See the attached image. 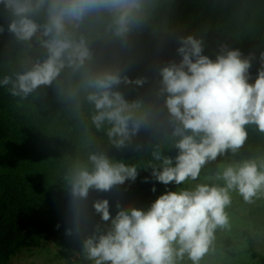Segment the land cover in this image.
<instances>
[{"label":"clouds","instance_id":"clouds-1","mask_svg":"<svg viewBox=\"0 0 264 264\" xmlns=\"http://www.w3.org/2000/svg\"><path fill=\"white\" fill-rule=\"evenodd\" d=\"M150 0H0L9 14L7 31L19 42L31 44L39 34V44L46 50L43 60L16 74L13 96L26 97L40 86H51L65 68L73 72L85 69L94 59L89 41L77 33L84 22L94 18L106 24V30L117 40H124L141 29L147 19ZM43 16V23L38 17ZM5 31L0 24V33ZM179 62L171 61L159 69V94L174 124L173 135L178 154L162 157L152 176L165 185H182L196 180L209 161L231 150L236 153L247 138V125L264 132V51L261 67L252 79L253 54L245 56L239 49L223 46L215 59L204 54V42L193 35L178 38ZM251 81V82H250ZM143 86L145 79L132 80L119 69L88 72L85 80L87 100L95 107L92 122L100 129L105 121L112 126L107 135L115 147L126 146L142 128L143 118L129 112V104L117 90L121 84ZM93 168L78 167L70 178L72 226L66 234L80 232L84 222L89 192H106L127 180L135 181V165L113 162L103 152L90 154ZM224 185L201 183L193 189L165 191L147 209L119 203L115 216L107 199H96L93 208L109 226H99L83 240L86 259L94 264H176L187 255L199 264L208 253L215 230L227 227L225 209L231 204L230 191L235 190L251 203L264 190V161L255 159L229 164L220 175ZM147 179V178H146ZM155 191V187L152 189Z\"/></svg>","mask_w":264,"mask_h":264},{"label":"trees","instance_id":"trees-1","mask_svg":"<svg viewBox=\"0 0 264 264\" xmlns=\"http://www.w3.org/2000/svg\"><path fill=\"white\" fill-rule=\"evenodd\" d=\"M0 5V82L29 69L36 59L43 60L46 50L39 44V34L31 44L19 42L7 31L9 14ZM43 23V16L37 18ZM83 35L94 53L85 69L73 72L65 68L51 86H40L26 97L13 96L12 84L0 83V264H5L25 246H40L55 234L72 226L70 178L78 167L93 164L90 154L103 152L113 162L135 165V181L127 180L110 191L90 190L82 228L104 222L95 213L93 202L107 199L115 216L119 203L125 209L141 207L172 186L157 181L152 168L160 167L154 158L178 154L174 124L159 94V69L171 61L179 62L178 38L193 35L204 42V54L215 59L223 46L253 54L252 79L261 67L264 51V0H150L144 26L124 40L115 39L106 24L87 19L77 37ZM119 69L132 80L143 77L145 83H121L119 90L136 119L143 118L141 130L117 148L104 122L97 129L92 122L95 107L87 100L85 80L88 72ZM251 82V81H250ZM7 128L9 133L2 134ZM248 138L236 153L231 150L212 162L227 159L264 160V132L255 125L246 126ZM147 178V179H146ZM155 187V191H153ZM25 230L13 249V232ZM251 258L264 264L256 252Z\"/></svg>","mask_w":264,"mask_h":264},{"label":"rangeland","instance_id":"rangeland-1","mask_svg":"<svg viewBox=\"0 0 264 264\" xmlns=\"http://www.w3.org/2000/svg\"><path fill=\"white\" fill-rule=\"evenodd\" d=\"M5 9L3 10V13ZM37 92V89L33 91ZM9 133L7 128L2 134ZM243 161V160H242ZM264 160H257L261 162ZM240 161L227 159L222 162L206 163L196 180L185 181L182 185L172 184L171 187L156 195L149 203L139 208L147 209L151 203L165 191H179L181 189H193L197 184H215L223 186L220 178L223 169L229 164ZM231 204L225 209L229 217L227 227H218L214 233V240L208 253L200 260L199 264H258L251 258V253L256 252L264 256V190L258 192L251 203L246 202L238 191H230ZM110 222H101L91 228H82L80 232L73 231L71 235L66 231L57 233L44 245H29L15 253L5 264H94L86 259L83 252V240L99 226V230H105ZM25 230L16 228L13 232V245L21 241ZM176 264H192L185 255L178 259Z\"/></svg>","mask_w":264,"mask_h":264}]
</instances>
